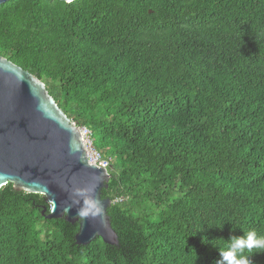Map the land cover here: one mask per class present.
<instances>
[{
    "label": "trees",
    "instance_id": "16d2710c",
    "mask_svg": "<svg viewBox=\"0 0 264 264\" xmlns=\"http://www.w3.org/2000/svg\"><path fill=\"white\" fill-rule=\"evenodd\" d=\"M0 53L91 130L119 237L77 243L8 182L0 264H216L230 236L264 237V0H7Z\"/></svg>",
    "mask_w": 264,
    "mask_h": 264
},
{
    "label": "water",
    "instance_id": "95a60500",
    "mask_svg": "<svg viewBox=\"0 0 264 264\" xmlns=\"http://www.w3.org/2000/svg\"><path fill=\"white\" fill-rule=\"evenodd\" d=\"M7 0H0V3ZM72 1V0H65ZM110 169L90 161L81 125L58 105L46 83L0 53V188L12 182L17 190L42 193L51 204L42 213L78 222L76 242L87 244L97 236L119 244L102 196ZM78 188L91 189L101 212L81 219L73 204Z\"/></svg>",
    "mask_w": 264,
    "mask_h": 264
},
{
    "label": "clouds",
    "instance_id": "9594fccd",
    "mask_svg": "<svg viewBox=\"0 0 264 264\" xmlns=\"http://www.w3.org/2000/svg\"><path fill=\"white\" fill-rule=\"evenodd\" d=\"M91 189L78 188L74 192L76 199L73 204L79 205L78 215L81 219L95 217L101 212V207L90 195ZM253 249L264 250V237L254 230H249L239 236H230L225 245L219 249L220 258L216 264H252L249 253Z\"/></svg>",
    "mask_w": 264,
    "mask_h": 264
},
{
    "label": "built area",
    "instance_id": "2783aa9c",
    "mask_svg": "<svg viewBox=\"0 0 264 264\" xmlns=\"http://www.w3.org/2000/svg\"><path fill=\"white\" fill-rule=\"evenodd\" d=\"M81 129L85 138L90 161L95 162L98 165L108 167L110 164L109 159L104 157V155L93 145V141L91 139V130L85 125H82Z\"/></svg>",
    "mask_w": 264,
    "mask_h": 264
}]
</instances>
